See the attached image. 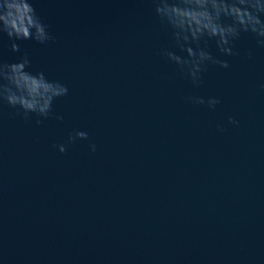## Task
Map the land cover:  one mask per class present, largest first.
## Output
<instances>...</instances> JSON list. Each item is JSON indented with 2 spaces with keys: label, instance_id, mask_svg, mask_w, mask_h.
Returning a JSON list of instances; mask_svg holds the SVG:
<instances>
[{
  "label": "water",
  "instance_id": "95a60500",
  "mask_svg": "<svg viewBox=\"0 0 264 264\" xmlns=\"http://www.w3.org/2000/svg\"><path fill=\"white\" fill-rule=\"evenodd\" d=\"M32 2L55 39L0 35V58L68 93L46 118L0 104V264H264V46L209 40L228 67L197 85L152 0Z\"/></svg>",
  "mask_w": 264,
  "mask_h": 264
},
{
  "label": "clouds",
  "instance_id": "9594fccd",
  "mask_svg": "<svg viewBox=\"0 0 264 264\" xmlns=\"http://www.w3.org/2000/svg\"><path fill=\"white\" fill-rule=\"evenodd\" d=\"M152 3L156 15L171 30L175 46L186 53L182 56L164 48L160 54L176 64L194 84L202 82L208 63L228 67L227 60L214 57L207 49L209 40H215L219 51L226 56L234 54L233 42L242 33L253 34L257 44L264 46V0H152ZM3 34L11 41V51L17 53L21 52L17 41L46 44L55 39L32 0H0V35ZM30 63L26 51L15 62L0 58V104L16 108L17 114L22 111L26 119L29 113L46 118L54 99L67 95L68 87L60 81L49 80L43 71H28ZM188 99L213 108L220 102L216 97H209L207 101L197 96ZM228 119L230 123H237L232 117ZM87 137V132L77 130L69 134L68 140ZM91 147L95 150L94 144ZM58 148L66 151L64 144Z\"/></svg>",
  "mask_w": 264,
  "mask_h": 264
}]
</instances>
